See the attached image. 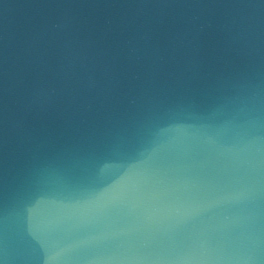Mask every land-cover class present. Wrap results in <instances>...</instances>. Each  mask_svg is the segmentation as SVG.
I'll return each instance as SVG.
<instances>
[{"label": "clouds", "instance_id": "1", "mask_svg": "<svg viewBox=\"0 0 264 264\" xmlns=\"http://www.w3.org/2000/svg\"><path fill=\"white\" fill-rule=\"evenodd\" d=\"M0 264H264V0H0Z\"/></svg>", "mask_w": 264, "mask_h": 264}]
</instances>
